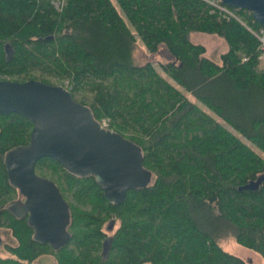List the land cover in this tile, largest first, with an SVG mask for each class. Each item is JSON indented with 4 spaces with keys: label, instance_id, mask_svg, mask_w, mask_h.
I'll list each match as a JSON object with an SVG mask.
<instances>
[{
    "label": "trees",
    "instance_id": "16d2710c",
    "mask_svg": "<svg viewBox=\"0 0 264 264\" xmlns=\"http://www.w3.org/2000/svg\"><path fill=\"white\" fill-rule=\"evenodd\" d=\"M230 9L236 17L206 0H0V79L65 85L138 147L146 173L113 192L94 173L37 160L68 210L67 240L39 241L26 214L5 208L19 198L5 155L28 144L32 123L0 113V226L16 240L0 264H248L221 246L229 238L264 260L261 25ZM193 31L224 39L220 63ZM138 38L170 59L135 63Z\"/></svg>",
    "mask_w": 264,
    "mask_h": 264
},
{
    "label": "water",
    "instance_id": "95a60500",
    "mask_svg": "<svg viewBox=\"0 0 264 264\" xmlns=\"http://www.w3.org/2000/svg\"><path fill=\"white\" fill-rule=\"evenodd\" d=\"M229 6L248 10L264 26V0H222ZM8 49V44L5 46ZM17 113L32 123L25 147L10 150L5 163L10 181L25 187L26 202L9 203L28 211L33 237L57 246L67 240L68 210L54 185L36 176L34 165L51 158L65 168L96 174L107 191H123L144 181L142 156L136 145L97 122L90 109L75 101L59 84L36 79H0V113ZM10 161V162H9ZM113 221L109 223L111 228ZM111 238L102 245L106 254Z\"/></svg>",
    "mask_w": 264,
    "mask_h": 264
},
{
    "label": "rangeland",
    "instance_id": "374dc122",
    "mask_svg": "<svg viewBox=\"0 0 264 264\" xmlns=\"http://www.w3.org/2000/svg\"><path fill=\"white\" fill-rule=\"evenodd\" d=\"M188 37L191 42L204 45L206 50V56L209 57L211 60L215 61L216 63H220V55L227 50V44L223 38L216 34H209L199 31L190 32ZM169 59L170 55L163 46H160L156 52L150 53L145 48L143 42L139 38L137 39L136 45L133 50V61L135 63L151 61L152 63H154L155 66H158V63L167 61ZM190 98L192 99L191 96ZM211 114L218 120V122L227 126V124L222 119H220L213 113ZM232 131L236 133L234 130ZM248 144L250 143L248 142ZM262 155L264 156L263 153ZM116 226L117 224L114 225L113 228L115 229ZM114 229H112V231ZM112 231H108V233H111ZM15 244L16 240L12 236L10 230L8 228L0 226V256L14 257L12 252L8 250L7 245L12 246ZM220 244L225 250L242 258L243 260L248 262V264H264V260L259 254L237 244L232 238L224 239L221 241ZM32 264H56V261L52 255H43L33 260Z\"/></svg>",
    "mask_w": 264,
    "mask_h": 264
},
{
    "label": "built area",
    "instance_id": "2783aa9c",
    "mask_svg": "<svg viewBox=\"0 0 264 264\" xmlns=\"http://www.w3.org/2000/svg\"><path fill=\"white\" fill-rule=\"evenodd\" d=\"M208 3H210L214 8L218 9L219 11H222L232 17H236V15L234 14L233 10L230 9L229 6L225 5L222 0H206ZM255 34L257 35V37L259 38L260 42H261V55L260 57H262L264 55V26H261L257 32H255ZM101 125L103 128L105 129H110L109 127V123L107 121V119H102L101 120Z\"/></svg>",
    "mask_w": 264,
    "mask_h": 264
},
{
    "label": "flooded vegetation",
    "instance_id": "af4514ba",
    "mask_svg": "<svg viewBox=\"0 0 264 264\" xmlns=\"http://www.w3.org/2000/svg\"><path fill=\"white\" fill-rule=\"evenodd\" d=\"M10 162V161H9ZM26 189H25V187L24 188H18V191H19V198L17 199V200H20L21 201V204L25 201H27L26 200V195H24V191H25ZM21 208H23V207H20V208H17V206H13L12 205V211L15 213V214H18V215H25L27 218H28V215H29V212L28 211H25V210H23V209H21ZM112 228V227H111ZM110 228V229H111Z\"/></svg>",
    "mask_w": 264,
    "mask_h": 264
}]
</instances>
